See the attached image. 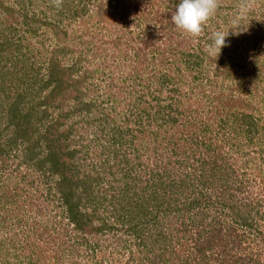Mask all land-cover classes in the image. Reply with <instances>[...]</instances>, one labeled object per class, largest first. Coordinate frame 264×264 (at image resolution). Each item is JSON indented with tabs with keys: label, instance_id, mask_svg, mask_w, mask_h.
<instances>
[{
	"label": "rangeland",
	"instance_id": "374dc122",
	"mask_svg": "<svg viewBox=\"0 0 264 264\" xmlns=\"http://www.w3.org/2000/svg\"><path fill=\"white\" fill-rule=\"evenodd\" d=\"M178 3L0 0V264H136L164 241L172 264H200L212 226L210 254L264 264V0L242 16L241 0H221L199 37L174 26ZM217 30L228 46L214 57ZM216 150L254 205L257 227L233 221L238 243L231 215L186 207Z\"/></svg>",
	"mask_w": 264,
	"mask_h": 264
},
{
	"label": "trees",
	"instance_id": "16d2710c",
	"mask_svg": "<svg viewBox=\"0 0 264 264\" xmlns=\"http://www.w3.org/2000/svg\"><path fill=\"white\" fill-rule=\"evenodd\" d=\"M65 5H67V3H65ZM186 53L189 55V57L192 56L191 59H193L194 57L195 58L197 57L196 54L198 52L187 51ZM194 61L199 64L198 60H194ZM194 61H193V63H194ZM57 64H58V62L56 60H54L53 64H52V69H51V72H53L54 74H57L58 72L63 71V69L60 66H58ZM192 66H194V65H192ZM235 104L237 105L236 99L234 100L233 103H231V102L229 103V105L231 107H234ZM247 117H248V115H244L245 119L242 118L243 121H245ZM250 123H251V121H250ZM239 124H240V122H239ZM207 129H208V126H207ZM211 144H213V143H211ZM55 151L56 150L52 149V148L48 149V151L46 153V157L48 159H51V160H55V158H56V161H55L56 164H53L51 169L56 170V168L54 166H59V168H58V170H59L63 163L58 164V162H57L58 158L56 155L57 153ZM52 154H53V156H52ZM213 156H214L213 159H211L212 164L209 163L211 165L210 167L213 170L212 173L211 174L209 173L208 174L209 176L205 175L206 179L200 185L198 192L194 196L188 198V205L186 207H187V210L193 209L194 211H196L193 214V218H196L197 216H200V215H204L203 212L206 209V207H205L206 204L215 205L214 211H215V213H217V215L212 214V218H217V220L222 219V220L226 221V219L222 215L224 213H225L224 215H226V214L231 215L230 216L231 218H228L230 221H228V220L226 221L227 223L230 224L229 225L230 227H228L230 232L226 231L225 234L229 233L230 236L233 237L232 242L238 243L237 242L238 238H236V237H238V235L235 233V230H233L231 228V227H233V224H234L233 221L237 220L238 225L241 226L242 228H245V229H248V228L252 229L254 227H257V223L252 219L251 213H248V212H251L254 205L249 204L243 198H241L240 200H238L236 198V194L234 192H231V186L233 188L241 189L242 185L240 184V181L238 183L239 185H237V182L233 183V181L232 182L228 181V178H229L227 176L228 174L226 172L222 171L223 170L222 164H220V161L224 157L221 155L220 150H216ZM64 169H66L65 166H63V168H62L63 172H64ZM53 172H55V171H53ZM63 172H61V174H63ZM65 179L66 178L64 177V180ZM222 180L224 182L225 189L221 190L220 186L223 185V183H221ZM188 186H189V184H188ZM209 187H210V189H209ZM215 189H217V190H215ZM219 189H220V191H218ZM60 191L63 192V196H64V194L67 195L66 191L61 190V189H60ZM214 194L217 198H214ZM61 198H62V196H61ZM222 212H224V213L222 214ZM82 215L83 214H81L80 216H82ZM179 218H181V217H177V219H179ZM217 220H215L214 222H216ZM130 226L136 228L134 224H131ZM140 228H142V226H140ZM192 229L193 228L191 227L190 231H192ZM221 230H222V228H219V229L214 231V226H212V231L210 232L209 236L205 240L203 238H201V236L199 235V243L195 247V255H197V258L199 259L200 264H207L206 262H204L207 259H208V261L211 260V261L216 262L219 260V261L223 262V263L220 262L218 264H236L235 261L229 260L230 257H228L227 255L222 256L223 253H220V251H218V252L214 251L211 254L209 253V250L211 249L212 246L210 244H208V242H213V243L215 242V244H216L218 239H219ZM200 233H201V231H199V234ZM136 236L139 237L138 233ZM232 237H229V238H232ZM141 243H142L141 241L136 242V244H138L139 246ZM235 243L231 246L232 249L237 248V245ZM144 247H145L144 250L139 249L140 252H143V255H141V254H140L141 256L133 255L134 257H132L134 260H137L136 264H172V261L174 259L179 261V262L181 260V255L174 253V250L176 248H170L168 246L167 241L166 242L164 241L161 244H154V245H150L148 243V244H145ZM173 254L176 257L172 256ZM186 258H187L186 260L189 261V259H188L189 256H187ZM240 258H242V257H240ZM244 258H245V264H261L260 259H258L257 256L246 255V257H244ZM181 263H185V258L182 259ZM131 264H135V263L133 262Z\"/></svg>",
	"mask_w": 264,
	"mask_h": 264
},
{
	"label": "clouds",
	"instance_id": "9594fccd",
	"mask_svg": "<svg viewBox=\"0 0 264 264\" xmlns=\"http://www.w3.org/2000/svg\"><path fill=\"white\" fill-rule=\"evenodd\" d=\"M59 8L63 0H52ZM221 6V0H179L176 10L172 13L171 20L175 27L192 37H199L204 31L207 22L216 14ZM248 10V0H241L238 16H242ZM236 27H239L237 18L233 19ZM239 35L240 31H233ZM229 31L217 30L212 33V43L206 48L209 55L218 57L226 44Z\"/></svg>",
	"mask_w": 264,
	"mask_h": 264
}]
</instances>
